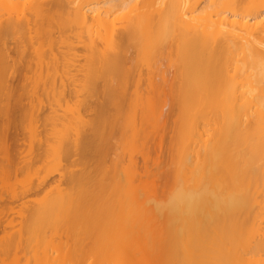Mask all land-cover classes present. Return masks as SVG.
<instances>
[{
  "label": "bare ground",
  "instance_id": "obj_1",
  "mask_svg": "<svg viewBox=\"0 0 264 264\" xmlns=\"http://www.w3.org/2000/svg\"><path fill=\"white\" fill-rule=\"evenodd\" d=\"M0 46V103L14 95L10 80L29 74L54 97L104 95L114 109L94 130L104 146L118 129L122 148L134 147L147 90L168 85L179 111V168L163 202L148 206L133 176L124 183L106 174L101 148L100 162L74 174L72 187L25 207L22 229L5 231L1 247L58 243L56 251L32 250L24 264H264V0H0ZM9 105L0 109L5 118ZM3 139L0 149L16 147ZM9 150L13 159L16 148ZM195 165L196 176L182 172Z\"/></svg>",
  "mask_w": 264,
  "mask_h": 264
},
{
  "label": "rangeland",
  "instance_id": "obj_2",
  "mask_svg": "<svg viewBox=\"0 0 264 264\" xmlns=\"http://www.w3.org/2000/svg\"><path fill=\"white\" fill-rule=\"evenodd\" d=\"M19 36L21 37V35L17 37L19 38ZM7 41V47L10 44L15 45L17 38L14 36ZM1 49L2 46H0ZM11 55L14 58L16 57L15 50L11 51ZM79 55H83L82 50ZM9 60L11 61V59ZM80 60L82 63L83 57ZM10 61L9 64L12 63ZM17 67L15 66V68ZM19 69L21 67L17 68V70ZM163 69H167L168 78L171 79L174 70L169 69L166 64L163 65ZM143 78H146L145 73ZM25 79L23 77L22 80L14 79L13 81L10 80L11 82L9 81V85L13 83V89L15 88L14 95L12 96L13 103L17 102L19 105H12V100H10L12 97H6L7 99L2 97L3 102L6 103H0L2 111L3 108L7 107L8 100L10 101V105L14 107L9 105L12 110L14 109V112L11 111L13 115L12 113L11 115H9L10 113L7 114L9 117L6 116L5 118L2 115L4 112L0 113V128L2 130H0V133L2 132L0 135L3 134V127H5L7 132L9 129V140H12V135L15 136L13 144L14 140H17L15 142L17 145H12L16 146V152H18H15L14 147V149L10 147L12 146L11 143L9 144L10 141L6 142L8 137L6 138L5 134H3L6 140L3 139L4 136L3 138L1 136V139L5 140V144H9V149L14 150L13 154L15 156L12 159L10 154L11 157L5 158L7 154L9 155L8 152L10 150L4 145L9 151L3 152L5 149L3 151L1 149L5 147H1L0 152H3L5 155L2 157L3 154L1 155L0 153L1 237L5 231L16 233L22 229L20 225L21 214L25 210V207L29 205L33 207L36 202H43L46 196L52 190H56L58 186L64 190L72 187L71 177L74 174L81 176L86 172L92 171L101 160L99 153L101 148L104 149V153L106 154L103 160L106 174L111 175L112 178L117 177L124 183L133 176L134 184L140 191L139 195L143 201L147 202L148 206L161 203L167 198V194L169 193L168 188H171V184L174 183H169L171 182L169 181L170 175L173 170L179 168H176L177 164H174L173 161L176 156L174 152V139L179 111L168 85L165 89L162 85L157 86L160 90L164 89V95L160 96L159 92L155 94V92L159 91L157 88L154 89L155 91L151 89L147 90L146 81L141 78V87L144 89V92L146 90L150 93L152 92V97L138 100L139 107L136 109V128L139 133L134 147L130 150L128 147L126 149L122 148L124 140L121 138L120 133L117 132L118 129L111 131L112 138L107 146H104L95 135L96 131L94 130L99 126L100 118L108 119L114 114L112 105L104 95L85 97L63 93V95L60 94L54 97L44 92V79L33 78L31 74ZM155 81L157 84H160L161 76L156 75ZM17 82L19 83L17 84ZM21 82L23 85H20ZM8 88L11 89V86H8ZM98 88L101 91L104 89L103 82L98 84ZM68 89L70 91L73 87L71 86ZM67 93L69 92L67 91ZM150 101L155 103L157 107V104L160 107L163 104V107H158L159 111L162 109L161 115L157 113L158 111L155 112L157 108L150 107ZM161 101L164 103H161ZM18 106L19 110H16ZM4 110L6 112V108ZM127 110L128 106L126 103L125 107L123 106V113L126 114ZM14 113L15 115L17 114V117L14 116ZM10 116H14V118ZM9 118L10 120L16 119V122L14 120L8 121L10 126L6 123L8 125V128H6L3 121L7 122L5 120H9ZM1 121L4 126L1 124ZM13 121L17 125V132L15 131V123ZM83 121H86V126ZM5 129L4 132L6 133ZM1 139L0 141H2ZM129 141L131 142V140ZM77 143L78 147L76 148L75 145ZM132 162L134 163V168L131 170ZM10 163L11 165L8 166ZM190 169V174L186 169H183L182 172L184 174L186 172L188 175H192L194 172L196 176L198 174L196 171L200 170V166L199 169L198 165L197 169L196 165L195 168L193 166ZM38 186H40L39 189H37ZM47 235L45 238L48 237ZM55 237L57 238V242L59 240V243H64V237H61V233ZM18 240H14L16 242L9 246H0V264H24L25 258L32 256V250L39 249L38 251L42 252L49 249L48 251L51 252V249L55 250V245L53 246L54 248H51V244H58L51 242L52 238L46 241V243L41 244L39 242L38 245L35 243L26 244ZM31 261L32 264L39 263L35 260Z\"/></svg>",
  "mask_w": 264,
  "mask_h": 264
}]
</instances>
